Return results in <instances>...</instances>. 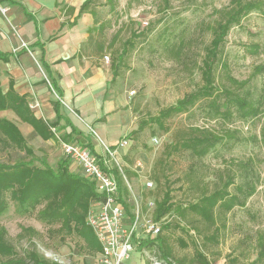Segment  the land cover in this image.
<instances>
[{
    "label": "rangeland",
    "instance_id": "obj_1",
    "mask_svg": "<svg viewBox=\"0 0 264 264\" xmlns=\"http://www.w3.org/2000/svg\"><path fill=\"white\" fill-rule=\"evenodd\" d=\"M237 1L89 0L76 14L71 5H63L74 21L90 15L80 53L108 66L112 83L127 96L126 131L116 142L128 139L129 145L120 150L123 170L115 172L128 179L130 187L119 175L129 211L138 205L161 224L158 238L143 245L171 264H264V0H243L252 1L254 8L221 44L209 99H199L162 123L153 121L203 86L206 50ZM210 100L221 109L209 105ZM195 136H212L216 143L202 156L177 148ZM67 141L80 142L74 136ZM103 142L95 144L103 149ZM31 145L28 154L0 143V161L31 160L41 166V144ZM146 180L153 187H146ZM167 192L172 206L158 218L157 206ZM214 194L215 205L195 208ZM7 197L0 234L14 254L0 255V263L25 258L34 264L29 258L34 252L47 262L100 264L98 252L83 238L48 222L46 202L21 204L10 193ZM137 259L150 264L142 246L125 262Z\"/></svg>",
    "mask_w": 264,
    "mask_h": 264
},
{
    "label": "crops",
    "instance_id": "obj_2",
    "mask_svg": "<svg viewBox=\"0 0 264 264\" xmlns=\"http://www.w3.org/2000/svg\"><path fill=\"white\" fill-rule=\"evenodd\" d=\"M14 1L0 0V52L9 54L8 61L0 59L2 91L6 93L10 89L12 80L14 90L27 97L36 117L47 122L57 121L52 100L58 95L41 63L44 56L52 77L56 78L62 91L63 115L84 136H88L92 144L98 140L115 143L119 135L126 131L124 107L127 96L112 83L113 74L108 66L80 53L91 24L90 15L85 13L74 21L63 11V5L67 3L76 14L84 2ZM22 7L32 16L27 15ZM0 116L17 125L29 147L41 144V159H45L51 167L56 169L65 160L60 141L63 135L71 133V128L65 126L64 119L59 120L57 127H52L55 135L43 139L12 109L1 110ZM72 136L79 138L77 134ZM94 147H97L96 144ZM68 167L73 171L69 162ZM124 264H146V261L127 260Z\"/></svg>",
    "mask_w": 264,
    "mask_h": 264
},
{
    "label": "trees",
    "instance_id": "obj_3",
    "mask_svg": "<svg viewBox=\"0 0 264 264\" xmlns=\"http://www.w3.org/2000/svg\"><path fill=\"white\" fill-rule=\"evenodd\" d=\"M15 3L14 0H8ZM89 0H85L81 10ZM26 12V9L22 7ZM254 8L252 1H237L236 8L231 15L217 27L214 36L206 50V56L203 60L202 79L203 86L197 91L186 94L176 104L161 110L159 116L153 121L163 122L164 119L173 114L185 112L196 101L201 98L209 99L213 92V70L218 61V52L228 32L233 25L237 24L240 19ZM32 16L31 13L26 12ZM253 51V50H252ZM0 59L9 60V54L0 52ZM41 63L50 76L53 89L58 97L52 100L53 107L57 114V121L47 122L43 118H38L33 113L29 101L25 95H21L14 90L13 81L11 80L10 89L4 93L0 85V111L12 109L21 120L31 124L37 135L43 139H48L55 135L52 127H57L60 119L65 120V126L71 128V133L62 136L67 141L72 134L79 136V143L83 146H89L94 149V145L88 136H84L82 131L78 130L71 120L61 112L62 91L56 78L52 77L49 64L45 61L44 56ZM225 99L231 101L228 92H225ZM209 105L216 109H221V105L213 100L208 102ZM0 143L4 147H11L15 150L24 151L31 154L33 150L28 146L27 141L17 125L5 117L0 116ZM215 138L212 136H195L179 142L177 148L181 150L190 149L196 156L206 154L211 147L215 145ZM18 201L21 204L31 203L32 205L46 202L44 217L49 223H59V230L66 235H77L83 238L90 249L97 252L101 250L100 244L87 223V213L92 200L97 198L94 184L80 176L78 173L69 169L65 160L61 161L57 168L54 169L45 160L41 159V166H37L31 160H19L14 163L0 161V213L7 207L8 197ZM217 194L211 195L202 200V205H196L195 208L202 206L207 209L208 206L215 205ZM172 204L170 203V194L167 192L163 200L157 206L158 218L168 212ZM158 238V237H157ZM155 239V238H153ZM149 239L144 241L146 244ZM14 254V248L0 234V255L11 257ZM29 258L34 264H60L58 262H47L40 259L34 252L29 254ZM0 264H27L26 259L10 258ZM171 264V263H169Z\"/></svg>",
    "mask_w": 264,
    "mask_h": 264
},
{
    "label": "built area",
    "instance_id": "obj_4",
    "mask_svg": "<svg viewBox=\"0 0 264 264\" xmlns=\"http://www.w3.org/2000/svg\"><path fill=\"white\" fill-rule=\"evenodd\" d=\"M53 131L55 132V129ZM60 144L63 154L70 166H74L75 172L94 184L97 198L88 210L87 223L101 247L98 252L100 264H124L137 246H142V252L150 264H169L168 260L151 254L143 245L144 241L158 236L161 224L150 215L147 217L141 213L138 205L135 210L129 211L121 192L119 175L123 172L115 171L123 170L119 161L120 150L129 145V140L122 139L113 144L103 142V149H92L77 141H66L62 138ZM112 160L115 166L112 165ZM123 176L129 186L126 175ZM145 185L151 188L154 184L153 181L146 180ZM148 205L150 211L154 202L150 201Z\"/></svg>",
    "mask_w": 264,
    "mask_h": 264
}]
</instances>
